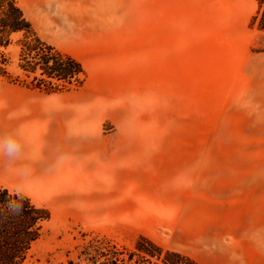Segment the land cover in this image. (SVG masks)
<instances>
[{
    "label": "rangeland",
    "instance_id": "obj_1",
    "mask_svg": "<svg viewBox=\"0 0 264 264\" xmlns=\"http://www.w3.org/2000/svg\"><path fill=\"white\" fill-rule=\"evenodd\" d=\"M16 1L83 70L44 81L20 66L22 33L0 45V142L23 149L4 174L0 148V187L50 213L25 264H160L133 255L141 240L194 260L226 220L219 185L264 182L255 0Z\"/></svg>",
    "mask_w": 264,
    "mask_h": 264
},
{
    "label": "trees",
    "instance_id": "obj_2",
    "mask_svg": "<svg viewBox=\"0 0 264 264\" xmlns=\"http://www.w3.org/2000/svg\"><path fill=\"white\" fill-rule=\"evenodd\" d=\"M256 11L250 26L264 32V0H255ZM22 33L20 65L24 73L44 81L67 82L83 74L75 59L53 50L37 37L16 0H0V45L9 44L12 34ZM50 213L36 207L29 198L0 187V264H25L32 244L41 234L42 223ZM141 240L135 246L137 254L155 257L160 264H197L189 257L174 251L162 250Z\"/></svg>",
    "mask_w": 264,
    "mask_h": 264
},
{
    "label": "crops",
    "instance_id": "obj_3",
    "mask_svg": "<svg viewBox=\"0 0 264 264\" xmlns=\"http://www.w3.org/2000/svg\"><path fill=\"white\" fill-rule=\"evenodd\" d=\"M19 146L3 148L4 174L20 171L15 168L20 156L14 153L23 150ZM219 186H224L220 189L225 192H220L218 199L223 201L224 198L226 205L217 206L216 213L226 220L218 221L217 228H212L208 236L201 234V246H195L194 261L197 264H229L264 260V182H231ZM198 243L196 238L195 244Z\"/></svg>",
    "mask_w": 264,
    "mask_h": 264
},
{
    "label": "clouds",
    "instance_id": "obj_4",
    "mask_svg": "<svg viewBox=\"0 0 264 264\" xmlns=\"http://www.w3.org/2000/svg\"><path fill=\"white\" fill-rule=\"evenodd\" d=\"M12 143L13 141H11L10 139L0 142V148H4L5 150H7L12 145Z\"/></svg>",
    "mask_w": 264,
    "mask_h": 264
}]
</instances>
